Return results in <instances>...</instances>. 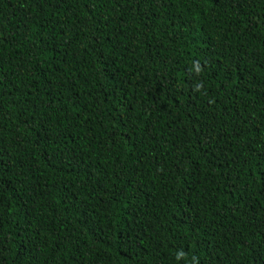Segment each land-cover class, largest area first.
I'll return each mask as SVG.
<instances>
[{
	"label": "trees",
	"instance_id": "trees-1",
	"mask_svg": "<svg viewBox=\"0 0 264 264\" xmlns=\"http://www.w3.org/2000/svg\"><path fill=\"white\" fill-rule=\"evenodd\" d=\"M0 264H264V0H0Z\"/></svg>",
	"mask_w": 264,
	"mask_h": 264
},
{
	"label": "clouds",
	"instance_id": "clouds-1",
	"mask_svg": "<svg viewBox=\"0 0 264 264\" xmlns=\"http://www.w3.org/2000/svg\"><path fill=\"white\" fill-rule=\"evenodd\" d=\"M176 255H177V258H179L180 256L183 255V253L178 252Z\"/></svg>",
	"mask_w": 264,
	"mask_h": 264
}]
</instances>
